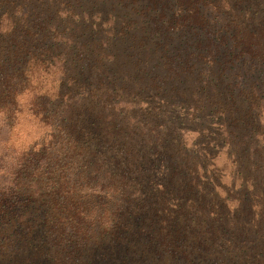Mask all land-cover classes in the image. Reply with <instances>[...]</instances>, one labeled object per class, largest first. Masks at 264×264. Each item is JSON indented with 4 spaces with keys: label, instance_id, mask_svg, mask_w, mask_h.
<instances>
[{
    "label": "rangeland",
    "instance_id": "1",
    "mask_svg": "<svg viewBox=\"0 0 264 264\" xmlns=\"http://www.w3.org/2000/svg\"><path fill=\"white\" fill-rule=\"evenodd\" d=\"M167 34L181 60L170 67L163 66L173 55L169 45L141 48L137 38L117 45V82L132 95H120L126 105L110 100L94 111L97 126H88L81 149L59 171L43 172L36 203L56 208L48 215L56 225L35 210L25 229L9 227L0 234V264H264V173L225 142L219 117L156 96L158 88H177L182 75L174 67L186 64L178 40ZM55 80L33 86L51 93ZM13 119L14 157L46 141L48 127L29 107ZM170 181L174 196L160 195L146 222L131 217L136 194H158ZM58 182L54 207L49 199ZM30 194L22 191V203Z\"/></svg>",
    "mask_w": 264,
    "mask_h": 264
},
{
    "label": "trees",
    "instance_id": "2",
    "mask_svg": "<svg viewBox=\"0 0 264 264\" xmlns=\"http://www.w3.org/2000/svg\"><path fill=\"white\" fill-rule=\"evenodd\" d=\"M168 32L183 48L186 64L174 67L182 75L177 88H158L156 96L219 117L225 142L264 173V0H0V234L25 229L35 210L56 225L48 216L56 208L36 203L39 178L59 171L62 160L81 149L88 126H97L94 111L105 110L110 100L117 107L129 92L117 82V45L137 38L141 48L166 49L173 41ZM175 49L167 50L173 55L164 58V67L171 60L180 64ZM49 78L57 86L41 94L33 84ZM193 83L191 91L179 88ZM23 106L48 130L43 144L17 158L9 139ZM60 189L59 182L51 189L54 207ZM23 190L32 193L25 203ZM157 192L136 194L131 217L146 222L160 195L174 196L172 182Z\"/></svg>",
    "mask_w": 264,
    "mask_h": 264
}]
</instances>
